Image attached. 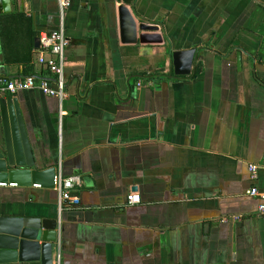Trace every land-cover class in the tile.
Instances as JSON below:
<instances>
[{
	"label": "crops",
	"instance_id": "0c3cea01",
	"mask_svg": "<svg viewBox=\"0 0 264 264\" xmlns=\"http://www.w3.org/2000/svg\"><path fill=\"white\" fill-rule=\"evenodd\" d=\"M121 3L163 42L122 43ZM15 11L31 23L0 33V77L45 72L41 31L70 38L64 98L0 97L18 98L38 167L79 178L80 204L7 183L0 212L57 218L54 264H264L249 193H264V168L249 170L264 161V0H12ZM191 48L194 71L176 75L173 53Z\"/></svg>",
	"mask_w": 264,
	"mask_h": 264
},
{
	"label": "water",
	"instance_id": "95a60500",
	"mask_svg": "<svg viewBox=\"0 0 264 264\" xmlns=\"http://www.w3.org/2000/svg\"><path fill=\"white\" fill-rule=\"evenodd\" d=\"M121 1V0H118ZM12 0H0V14L10 13ZM119 31L122 43L138 44L163 42L157 24L138 21L124 3L118 7ZM39 47L40 40L36 39ZM197 49L175 51L174 72L178 76L191 75ZM239 66L241 53H237ZM3 136L0 139V184L17 183L21 187L40 184L53 189L55 167H38L22 112L16 97H0ZM57 218L30 216L27 213L0 212V264L39 262L54 264V243L58 242Z\"/></svg>",
	"mask_w": 264,
	"mask_h": 264
},
{
	"label": "built area",
	"instance_id": "2783aa9c",
	"mask_svg": "<svg viewBox=\"0 0 264 264\" xmlns=\"http://www.w3.org/2000/svg\"><path fill=\"white\" fill-rule=\"evenodd\" d=\"M68 5L67 1H63V6ZM62 7V8H64ZM39 63L44 67L45 72L39 74H28L17 78L0 77V94L10 93L17 94L23 90L39 89L44 94L49 96H58L64 98L66 95V85L64 79V69L67 64V49L70 45V38L66 35L63 29L53 31H41L39 34ZM260 168H264L262 163H252L249 165V170L252 173V178H255ZM55 186L60 197V202H68L72 205H79L80 200L75 196L73 189L79 182L77 176L65 177L61 172L55 174ZM7 185V183H1ZM11 186H16L17 183H10ZM35 187H41L40 184H34ZM250 195L258 197V212L264 214V193L260 192L256 186H253ZM128 202L136 204L141 202V195L132 192L128 195ZM58 264H60V256H58Z\"/></svg>",
	"mask_w": 264,
	"mask_h": 264
},
{
	"label": "trees",
	"instance_id": "16d2710c",
	"mask_svg": "<svg viewBox=\"0 0 264 264\" xmlns=\"http://www.w3.org/2000/svg\"><path fill=\"white\" fill-rule=\"evenodd\" d=\"M23 22L25 24H30V19H28L23 12L15 11L9 14L0 15V33L5 35V31L7 29V25H11L12 23ZM32 49V48H30ZM7 60V57H6ZM29 62V61H27ZM32 74L31 70H28L25 75Z\"/></svg>",
	"mask_w": 264,
	"mask_h": 264
}]
</instances>
